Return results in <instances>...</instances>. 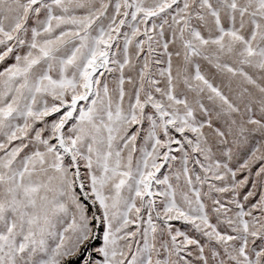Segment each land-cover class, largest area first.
I'll return each instance as SVG.
<instances>
[{
  "label": "snow or ice",
  "instance_id": "snow-or-ice-1",
  "mask_svg": "<svg viewBox=\"0 0 264 264\" xmlns=\"http://www.w3.org/2000/svg\"><path fill=\"white\" fill-rule=\"evenodd\" d=\"M0 264H264V0H0Z\"/></svg>",
  "mask_w": 264,
  "mask_h": 264
}]
</instances>
